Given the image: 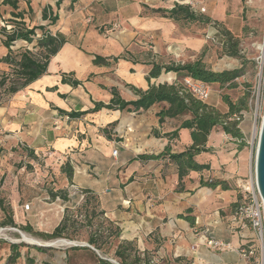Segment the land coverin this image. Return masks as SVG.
<instances>
[{"label": "crops", "instance_id": "crops-1", "mask_svg": "<svg viewBox=\"0 0 264 264\" xmlns=\"http://www.w3.org/2000/svg\"><path fill=\"white\" fill-rule=\"evenodd\" d=\"M210 2L213 0H19L15 8L0 0V19L8 17L10 23L19 19L29 28L44 26L36 30L37 36L48 31L65 38L50 59L47 72L14 93L9 105L0 107V123L10 130L37 125L43 144L52 146V152L63 159L71 160L75 184L98 195L101 209L110 221L123 230L131 229L134 237H149L159 257L182 262L192 256L195 264L201 262L197 258L202 264H241L236 248L243 238L254 233L234 214L239 191L230 181L236 183L235 177L241 171L240 157L232 159L240 150L236 138L220 126L213 129L206 143L208 150L195 156L199 163L210 164V169L190 171L181 182L177 166L168 158L134 159L140 154H158L169 143L174 152L192 145L191 130L179 129L182 120L175 125L176 118L167 117L160 122L158 112L168 107L167 102L140 111L103 108L76 119L59 111H84L93 108L95 102L109 103L113 87L126 100L137 99L133 88L146 90L150 84L162 83L158 82L160 77L150 82L147 79L154 63L169 64L187 58L193 61L206 47L202 22L182 13L174 18L168 11L177 5L198 3L199 9L205 4L214 12ZM198 8L193 11L200 16ZM50 16H56V21ZM3 41L0 32V58L9 52ZM32 43L34 47L36 38ZM20 48L31 49L23 39L12 45L13 50ZM97 55L106 58V63L95 64ZM168 74L178 77L175 72ZM71 80L81 83L74 85ZM126 92L131 94L129 98ZM126 113L134 114L133 121ZM177 129L176 137L166 135ZM110 131L117 138H112ZM79 132L84 133V139L79 138ZM129 137L133 146L126 142ZM225 141H233L231 154L216 155ZM79 145L87 150L63 155ZM116 147L119 152L115 156ZM222 165L226 170H222ZM207 175L227 180L230 188L202 186L201 179L207 180ZM195 190L201 191L202 197L190 198ZM209 190L221 193L219 198L209 200ZM221 198L227 209L224 217L212 206L215 200L221 208ZM187 216L194 217L195 222L191 223ZM204 223L212 225L211 237L230 242L235 249L210 248L208 237L197 233ZM27 256L38 264H58L56 254L50 251L27 249L22 264H27Z\"/></svg>", "mask_w": 264, "mask_h": 264}, {"label": "rangeland", "instance_id": "rangeland-1", "mask_svg": "<svg viewBox=\"0 0 264 264\" xmlns=\"http://www.w3.org/2000/svg\"><path fill=\"white\" fill-rule=\"evenodd\" d=\"M210 3L215 9L214 12L205 4H202L200 9L198 3L190 4L192 10L198 8L196 11L198 14L209 17V21L200 23L204 29L206 47L194 60L202 58L209 68L218 71L242 69V74L236 78L234 85L212 83L211 96L205 102L225 113L229 108L223 100L224 95L230 96L237 103H241L242 99L248 95L249 107L243 110L244 115L240 122L246 144L240 148V142L235 141L240 150L232 156V159L240 157L238 162H240L241 171L235 177V181L241 179L245 181L251 175H255L256 151L264 116V0H213ZM0 20L6 25H11L7 21L11 20L8 17ZM15 21L20 20L15 19ZM230 38L231 41L228 42ZM235 43L238 44V55L231 54L232 45ZM29 46L32 50H36L33 43H29ZM20 50L22 48L14 51ZM186 61L192 60L187 58L180 62ZM11 71L12 67L8 63L0 62V81ZM182 78L180 76L175 78L166 73L158 78V82L171 84L179 82ZM10 83L11 81L7 80L5 85H0V107L9 105L13 101L15 94L8 92ZM84 88L88 90V87L84 86ZM125 96L129 98L131 94L126 92ZM126 115L133 121V113H126ZM186 117L188 115L176 118L173 121L174 125L177 124L176 121L180 122ZM39 131L35 124L24 126V129L20 130H10L0 123V264H22L23 253L27 249L35 250L36 247L45 248V250H39L40 252L50 251L56 254L58 264H93L96 261L94 253L118 262L116 250L125 240L133 242V246L128 250L130 262L195 264L196 258L192 256L185 257L182 262L175 258L159 257L156 254V245L151 243L149 237L141 239L134 237L131 229L123 230L118 224L110 221L101 209L98 195L75 184L74 178L69 179L65 167L67 162L72 165L71 160L67 157L63 159L59 154L53 153L52 146H45L42 137L38 135ZM110 132L114 134L113 131ZM79 134V138L84 139V133L79 132ZM112 138L117 137L114 134ZM126 142L128 146L134 145L130 137ZM231 142L233 141H225L217 148L216 155L229 154ZM71 150L69 148L67 154L63 155L71 153L78 155L87 148L79 145L74 147V151ZM222 170H226L224 165ZM206 178L209 180L215 177L207 175ZM230 184L236 188V183L230 181ZM207 192L209 200L219 198L221 194L217 192L214 194L210 190ZM198 196L202 197L201 191L195 190L190 198ZM221 200V208L214 203L215 200L212 206L214 210L219 209V215L224 217L227 209L224 199L221 198ZM11 218L16 226L8 223ZM62 222L65 223L61 237L45 238L41 235V233L53 232ZM25 226H30L31 230H25ZM117 227L122 231L120 237L115 235ZM212 231V225L206 223L199 225L197 229V233H202L208 238L214 235ZM95 232L100 235L101 249H95L88 242ZM22 233L43 243L65 239L78 245H39L24 241ZM13 243L22 244L21 257L16 261L11 259ZM241 245L256 248L255 254L250 259H243L240 256L241 264L264 262L261 242L253 235L243 238ZM197 259L202 264L201 258Z\"/></svg>", "mask_w": 264, "mask_h": 264}, {"label": "trees", "instance_id": "trees-1", "mask_svg": "<svg viewBox=\"0 0 264 264\" xmlns=\"http://www.w3.org/2000/svg\"><path fill=\"white\" fill-rule=\"evenodd\" d=\"M19 0H4V3H9L13 7L18 6ZM62 0H59V3ZM77 0H72L76 2ZM171 17L177 18L179 14H183L186 18L191 20L200 19L201 21H209V17L200 15L198 16L192 9L190 5H177V7L168 11ZM21 15V14H20ZM48 12H44V17L47 18ZM52 21L55 22L57 17L50 16ZM12 27L7 29L3 28L0 32L4 37V45L9 49V52L3 58H0V62H6L12 67L11 73L2 77L0 85H5L6 81H11L8 86L9 93H15L28 84L41 77L47 72L50 59L55 55L59 49L65 43V38L61 34L53 35L48 31L37 36V29H44V26H35L29 28L23 21H15L10 23ZM37 43L34 47L36 50L29 48H24L18 52L12 49V45L15 41L23 39L32 43L34 40ZM231 41V38L228 42ZM231 54L238 55V44L232 45ZM95 64L106 63V58L97 55L94 59ZM165 72H175L178 76H190L193 79L201 80L209 84L220 83L234 85L236 78L242 74L241 68H236L233 70H213L207 66L202 58H197L193 61L182 62H171L169 64L154 63L151 71L147 77L150 82L152 78H158L161 74ZM74 85L81 83L79 80H71ZM135 93L138 95L137 99L126 100L121 96L118 89L113 87L111 89L113 97L109 103L103 101L95 102V106L89 110L84 111H70L60 109L61 113H66L70 119L80 118L88 113L100 111L103 108L108 109H128L129 111H140L147 110L157 103L167 102L168 107H164L158 112L160 122H164L167 117L170 118H180L188 115V117L183 118L180 124V128H188L191 130V136L193 143L191 146L180 152H174L171 144H167L165 148L158 154H140L134 159L150 160V159H162L168 158L173 164L177 166L178 174L180 180L189 174L190 171H203L205 169H210V164L199 163L195 156L202 151H207L206 143L208 137L213 129L216 127H221L226 133L235 137L239 142L240 148H243L246 144L245 135L240 128V121L235 119V115H240L243 117V110L248 109V95L244 97L241 103L234 102L230 96L224 95L223 100L228 105V111L222 112L216 107L211 106L204 100L195 98L190 94H181L179 87L175 83H159L150 84L149 88L146 90L133 88ZM250 95V94H249ZM167 133L166 135L170 137H176L179 132L178 130ZM66 172L69 179L73 178V167L67 162ZM201 185L210 188H217L221 186L223 189H229L230 185L227 180L212 178L209 180L201 179ZM239 191V199L235 203L236 208L244 202V195L241 193L240 189L236 186ZM103 211V210H102ZM103 213H105L103 211ZM191 223L195 222V218L191 216L186 217ZM9 224L16 226V223L11 218L8 222ZM64 223L62 222L58 225L51 233H41L45 238H55L61 237L63 235ZM25 230H31L30 226H25ZM116 237L121 236L120 228H116ZM88 242L95 248L101 249L102 243L100 242V235L98 232L93 234ZM22 244L13 243L11 244V249L13 250V255L11 254L13 260H17L21 257L20 247ZM133 246V242L125 240L119 248L116 250V258L119 264H137L129 261V247ZM37 250H45V248H37ZM48 250V249H46ZM96 261L93 264H115L107 258L99 256L94 253ZM27 264H38L35 262L33 257L27 256ZM42 264H49L44 262ZM147 264H150L148 262Z\"/></svg>", "mask_w": 264, "mask_h": 264}, {"label": "built area", "instance_id": "built-area-1", "mask_svg": "<svg viewBox=\"0 0 264 264\" xmlns=\"http://www.w3.org/2000/svg\"><path fill=\"white\" fill-rule=\"evenodd\" d=\"M204 9V8H203ZM10 29L12 25L5 24L0 20V30L2 28ZM175 84L179 87L181 94H190L200 100H208L211 96L212 87L211 84L193 79L190 76H184L179 82ZM252 101V100H251ZM235 119L242 121L240 115H235ZM119 152L118 148L113 150V155H117ZM236 186L240 189L244 195V202L240 204L235 210V217L248 225L254 233L255 239L259 240L264 250V199L260 193L256 174L251 175L248 180H237ZM208 246L214 250L226 249L234 250L235 247L224 240L210 237L208 238ZM238 254L243 259H250L255 254L256 248L253 246H239L236 248ZM259 264H264L261 262Z\"/></svg>", "mask_w": 264, "mask_h": 264}, {"label": "water", "instance_id": "water-1", "mask_svg": "<svg viewBox=\"0 0 264 264\" xmlns=\"http://www.w3.org/2000/svg\"><path fill=\"white\" fill-rule=\"evenodd\" d=\"M255 174H256L260 193L264 199V116L262 119L258 146H257V151H256ZM73 244L78 245L76 243H73ZM43 245L44 246H54L52 244H43ZM110 261H112L115 264H119L117 261H113V260H110Z\"/></svg>", "mask_w": 264, "mask_h": 264}, {"label": "bare ground", "instance_id": "bare-ground-1", "mask_svg": "<svg viewBox=\"0 0 264 264\" xmlns=\"http://www.w3.org/2000/svg\"><path fill=\"white\" fill-rule=\"evenodd\" d=\"M1 232V230H0ZM22 239L24 241L30 242V243H37V244H52V245H67V244H73V241L65 240V239H58L56 241H47V242H41L40 240H37L33 237H30L28 235H25L22 233ZM63 247V246H62Z\"/></svg>", "mask_w": 264, "mask_h": 264}]
</instances>
